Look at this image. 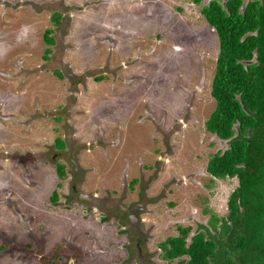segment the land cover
Listing matches in <instances>:
<instances>
[{
  "label": "rangeland",
  "instance_id": "rangeland-1",
  "mask_svg": "<svg viewBox=\"0 0 264 264\" xmlns=\"http://www.w3.org/2000/svg\"><path fill=\"white\" fill-rule=\"evenodd\" d=\"M206 1L0 0V264H184L158 244L225 217L236 179L205 172L226 148L204 129ZM141 197L138 236L126 210Z\"/></svg>",
  "mask_w": 264,
  "mask_h": 264
},
{
  "label": "trees",
  "instance_id": "trees-1",
  "mask_svg": "<svg viewBox=\"0 0 264 264\" xmlns=\"http://www.w3.org/2000/svg\"><path fill=\"white\" fill-rule=\"evenodd\" d=\"M199 14L218 44L209 91L214 109L204 129L226 143L210 156L205 172L212 179L235 178L236 186L225 217L210 215L207 227L197 225L191 236L189 227L179 226L158 248L163 260L186 258L184 264H264V0L244 7L243 0H210ZM59 17H50L54 25ZM49 34L43 33L47 46L53 43ZM64 146L54 140L56 149ZM55 174L64 178L62 165ZM50 201L55 203V192Z\"/></svg>",
  "mask_w": 264,
  "mask_h": 264
},
{
  "label": "water",
  "instance_id": "water-1",
  "mask_svg": "<svg viewBox=\"0 0 264 264\" xmlns=\"http://www.w3.org/2000/svg\"><path fill=\"white\" fill-rule=\"evenodd\" d=\"M209 1L210 0L206 1L207 2L206 5L208 4ZM243 5H246V0H244ZM70 138H71V134H67L66 135V140H67L66 143H67L69 151H71V146H72V142H71ZM69 158H70L71 163L74 166V169L77 171L78 170V163L74 159H72L71 157H69ZM78 199L81 201L91 202L92 204H95V197L94 196H88L87 194L78 193ZM140 206H143V205L135 206L132 210L128 211V218L130 220V223L134 226H137L138 228L140 226H138V218L136 217V214L138 213V208Z\"/></svg>",
  "mask_w": 264,
  "mask_h": 264
},
{
  "label": "flooded vegetation",
  "instance_id": "flooded-vegetation-1",
  "mask_svg": "<svg viewBox=\"0 0 264 264\" xmlns=\"http://www.w3.org/2000/svg\"><path fill=\"white\" fill-rule=\"evenodd\" d=\"M254 1H259V0H246V4L248 3V2H254ZM243 2H244V0H243ZM245 5H243V7H244ZM242 8V7H241ZM240 8V10H242ZM252 61H254V59L252 60ZM144 202V203H143ZM91 203V202H90ZM98 203V200L95 198V204H97ZM145 204H146V200L143 198V197H141V199H139L137 202H135L134 204H133V206H131L129 209H127L126 210V217H127V219H128V222H129V224H130V226H132L136 231H137V234H138V236H142V235H144L145 234V231H144V228H143V226H142V224H141V219L139 218V215L142 213V212H144L145 211ZM139 205H143V206H140L139 208H138V213L136 214V217L138 218V226H140L139 228L137 227V226H134V225H132L131 223H130V220H129V218H128V211L129 210H132L135 206H139ZM123 209V208H122ZM138 243H140V240H138L137 239V243L136 244H138Z\"/></svg>",
  "mask_w": 264,
  "mask_h": 264
},
{
  "label": "bare ground",
  "instance_id": "bare-ground-1",
  "mask_svg": "<svg viewBox=\"0 0 264 264\" xmlns=\"http://www.w3.org/2000/svg\"><path fill=\"white\" fill-rule=\"evenodd\" d=\"M3 2H5V1H3ZM6 2H9V1H6Z\"/></svg>",
  "mask_w": 264,
  "mask_h": 264
}]
</instances>
